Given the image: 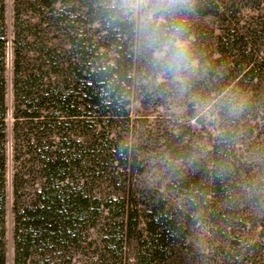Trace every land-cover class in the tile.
<instances>
[{"label":"rangeland","instance_id":"374dc122","mask_svg":"<svg viewBox=\"0 0 264 264\" xmlns=\"http://www.w3.org/2000/svg\"><path fill=\"white\" fill-rule=\"evenodd\" d=\"M92 1L96 8L122 13L134 23V34L126 31L123 37L133 56L123 96L127 117L92 123L81 118V128L72 127L90 144L93 137L100 143L101 163L86 174L89 188L103 203L111 197L116 205L124 199L140 205L134 238L147 236L145 221L154 210L165 204L171 209L182 230L169 251L170 261L163 264H240L243 258L264 264L259 227L264 212V75L257 81L245 76L250 64L264 58V0H227L229 18L202 16L196 0ZM90 2L67 0L73 23L68 41L77 32L90 47L87 68L99 59L113 62L116 50L103 40L106 27L87 10ZM230 20L240 35L235 67L214 62L220 58L217 38ZM66 48L72 50L69 44ZM222 135L235 157L223 173L225 191L205 200L202 194L189 196L185 185L190 174L208 184L211 148ZM100 213L99 222L118 230L121 218L112 219L103 208ZM225 226L233 228V237L225 234ZM89 243L75 264H116L108 256L98 260L97 230ZM125 255L124 264H133V245Z\"/></svg>","mask_w":264,"mask_h":264},{"label":"trees","instance_id":"16d2710c","mask_svg":"<svg viewBox=\"0 0 264 264\" xmlns=\"http://www.w3.org/2000/svg\"><path fill=\"white\" fill-rule=\"evenodd\" d=\"M90 1L87 10L103 21V40L116 50L113 62L98 58L97 66L87 68L90 47L77 32L68 41L73 23L67 0H0V264H75L96 230L101 236L98 260L108 256L124 264L125 251L133 245V264H163L170 261L169 251L182 230L165 204L146 218L147 236L134 238L140 205L126 199L116 205L111 197L103 203L89 188L86 174L101 163L100 143L93 137L90 144L72 127L81 128L85 120L127 117L123 96L133 56L123 37L126 31L134 34V23L122 13ZM195 8L202 16L218 18H229L232 11L227 0H196ZM228 23L217 38L220 58L214 62L235 67L240 35L237 25ZM261 75L264 58L245 74L256 81ZM221 132L226 133L225 126ZM224 141L222 135L211 148L207 185L199 174H190L189 196L202 194L205 200L225 191L223 173L235 157ZM101 208L112 219L121 218L118 230L99 222ZM259 216L264 232V212ZM232 231L227 226L225 234L233 237ZM243 259L240 264H252Z\"/></svg>","mask_w":264,"mask_h":264},{"label":"clouds","instance_id":"9594fccd","mask_svg":"<svg viewBox=\"0 0 264 264\" xmlns=\"http://www.w3.org/2000/svg\"><path fill=\"white\" fill-rule=\"evenodd\" d=\"M127 3H131V4H137L140 2H147V0H126ZM147 21H145L146 23Z\"/></svg>","mask_w":264,"mask_h":264}]
</instances>
